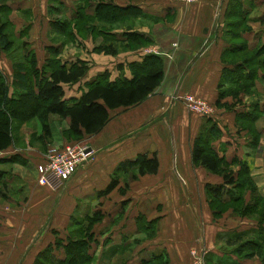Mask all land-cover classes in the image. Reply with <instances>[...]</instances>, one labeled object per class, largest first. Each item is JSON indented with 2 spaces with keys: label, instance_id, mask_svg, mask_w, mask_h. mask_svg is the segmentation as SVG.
Wrapping results in <instances>:
<instances>
[{
  "label": "crops",
  "instance_id": "0c3cea01",
  "mask_svg": "<svg viewBox=\"0 0 264 264\" xmlns=\"http://www.w3.org/2000/svg\"><path fill=\"white\" fill-rule=\"evenodd\" d=\"M101 1L138 9L141 15L128 32L144 34L152 44L142 51L114 56L103 52L77 56L72 50L84 48L90 41L92 44L93 36L89 33L82 39L76 35L75 42L63 45V49L69 48V55L62 56L61 60L69 64L82 60L89 69L81 81L65 85V98H79L86 84L104 71L110 73L111 80L120 76L130 78L128 63L140 61L151 53L163 58V79L146 100L112 110L101 130L80 140L89 145L90 153L67 181L50 175L46 184L39 185L36 166L43 161L44 155H39L38 142H29L33 130L27 128L28 131H24L26 124H23L19 136L14 133L16 143L0 151V198L8 202L7 205L0 203V264H35L37 255L49 245L53 246L57 237L63 243L67 242L73 217L84 218L93 212H101L103 219L92 228L95 239L91 243L92 264H141L153 256L161 257L156 264H193V250L202 253L204 259L210 254L214 262L264 264L261 258L243 257L233 251V245H226L227 238L255 230L256 221L228 211L215 217L208 204L206 185H220L222 177L195 166L191 157L193 140L205 118L211 117L223 131L213 143L215 150L228 160L237 156L246 161L264 196V156L249 151L232 154L241 146L250 148L244 131H238L234 122L236 111L245 109L241 103L245 102V95L240 97V102L231 96L222 100L232 104L231 110L215 106L223 69L221 54L228 45L222 34L230 0H195L191 3L90 0L85 12L92 15ZM242 1L253 3L252 8L247 5L252 30L244 37L251 46L258 47L264 42V0ZM4 2L12 10L11 21L19 48V54L13 56L22 58L25 53L33 52L38 67H41L49 56L47 49L58 47L63 41L53 31L52 23L61 20L60 16L71 18L77 0ZM112 32L122 40L126 29L114 28ZM22 43L26 44L24 48L20 46ZM94 47L93 44L92 50ZM13 56L0 50V72L10 93L14 81ZM261 80L256 82V91L261 93L258 99L264 110ZM184 94L205 100L215 112L206 117L190 112L177 98ZM65 122L68 127V120ZM258 130L262 139L263 132ZM153 153L159 163L156 173L138 176L135 180L120 177L112 191L102 194L121 163L139 154ZM23 171H27L31 191L36 196L26 202L28 208L21 211L22 214H9L3 207H20L24 203L6 193L5 186L15 180L2 178V175L10 174L13 179L23 182ZM121 189L125 191L121 193ZM55 254L64 257L61 248L55 250Z\"/></svg>",
  "mask_w": 264,
  "mask_h": 264
},
{
  "label": "trees",
  "instance_id": "16d2710c",
  "mask_svg": "<svg viewBox=\"0 0 264 264\" xmlns=\"http://www.w3.org/2000/svg\"><path fill=\"white\" fill-rule=\"evenodd\" d=\"M79 1L82 5L76 7L71 18L58 19L52 23L53 31L65 40L63 38L58 47H49V56L38 67L33 52L25 53L22 58L13 56L19 48L16 47L11 21L12 10L4 0H0V50L15 58L11 93L3 73L0 72V151L15 144V122L24 123L34 117L38 118L45 130L41 142L43 145L50 134L45 120L49 115H55L68 120L65 131L68 139L79 140L101 130L109 120L112 110L143 102L160 85L164 76L163 58L159 54L151 53L144 55L140 61L128 63L130 78L120 76L111 80L110 73L104 71L86 84V89L79 98H65V85L77 83L89 69L88 64L82 60L69 64L60 58L63 45L66 42H75L76 35L82 36L84 32L94 34L97 30L104 33L102 44L95 50L112 56L121 49H137L152 43L144 34L128 32L132 28L131 24L125 28L123 39L118 41L119 46L115 40H106V37H116L112 32L114 23L120 19H123V23L132 21L141 15L138 9L132 6L123 8L101 1L91 15L85 12L90 0ZM247 5L253 7L251 1L246 3L242 0H230L225 11L222 35L228 45L221 54L223 69L215 106L226 110H231L232 104L223 103L225 97L231 96L240 102L242 95L256 91L257 80H264V42L259 47H254L244 37L252 30ZM25 45L20 44L22 48ZM244 108L236 111L235 126L238 131L247 132L250 138L247 145L256 150L261 139L256 122L262 117L264 110L260 102H253L249 108L244 105ZM222 134L217 122L206 117L193 140L192 163L222 177L223 183L220 185H206L208 204L215 217L231 209L238 216L256 221L255 230L239 233L233 239L227 238L226 245H233V251L243 257H259L264 263V196L259 193L246 161L237 156L228 160L215 150L213 143ZM158 167L155 153L139 154L118 166L102 194L112 191L119 184L120 177L126 180L128 176L135 180L138 176L156 173ZM124 191L125 189L120 190L121 193ZM102 219L101 212H93L84 218L73 217L67 242L63 243L57 237L53 246L49 245L37 255L35 264H92L91 243L95 240L92 228ZM59 248L64 252L63 258L55 254V250ZM158 259L161 260V257L153 256L141 264H156ZM205 261L208 264H228L225 260L214 262L210 254Z\"/></svg>",
  "mask_w": 264,
  "mask_h": 264
},
{
  "label": "rangeland",
  "instance_id": "374dc122",
  "mask_svg": "<svg viewBox=\"0 0 264 264\" xmlns=\"http://www.w3.org/2000/svg\"><path fill=\"white\" fill-rule=\"evenodd\" d=\"M77 3L78 4H76V7H78V6H81L82 4H80V1L79 0H77ZM140 16H138V17H136L135 19H133L132 21H127L126 23H123V19H120L118 22H116V23H114L112 26H113V29L114 28H118V29H122V30H125V28H127V25L128 24H131V27H133L134 25H135V22L137 21V19L139 18ZM61 20H66V18L65 17H63V16H60L59 17ZM250 26H251V24H250ZM106 27H109V25H107ZM99 29V28H98ZM104 33H100V32H98V30L97 31H95V33L94 34H92V36H93V43L91 44L90 42L88 43V46L87 45H85V47L84 48H79V49H77V50H75V51H73L72 50V52L75 54V55H77V56H79V55H82V56H87V55H91V56H93L94 55V53H101V52H97L96 50H95V48L97 47V46H99V45H101L102 44V42H103V35ZM79 36V35H78ZM87 36H89L88 35V33H86V32H84L83 33V35L82 36H79V37H81L82 39H86L87 38ZM60 38H64V37H60ZM110 39H112V40H115V41H120V40H118L116 37H114V38H112V37H106V40H110ZM64 40H65V38H64ZM66 43H69V42H66ZM71 43V42H70ZM85 43V42H84ZM118 43V42H117ZM94 44V48H93V50H92V45ZM152 44V43H151ZM150 44V45H151ZM117 46H119V43L118 44H116ZM150 45H144V46H141V47H138L137 49H135V48H131V50L129 49V50H126V51H123L122 49L121 50H119V52L118 53H125V52H132V51H142V50H145L148 46H150ZM18 46V45H17ZM69 47H70V45H69ZM259 47V46H258ZM62 49H63V47H62ZM68 51V52H67ZM13 53V52H12ZM104 53V52H103ZM14 55H18L19 54V52H17V51H15L14 53H13ZM66 55H69V48L68 47H66V48H64L62 51H61V55H60V58L62 57V56H66ZM261 80V79H260ZM81 81V80H80ZM261 82H263V84H264V80H261ZM81 84L82 83H80V86H81ZM68 86V85H67ZM69 86H71V85H69ZM68 91H69V89H68ZM260 95H261V93L259 94V91H258V93H257V91H255L254 93H252V94H246L245 96H244V98H245V102H241V103H243L246 107H250L251 106V104H253V102H259V99H258V97H260ZM67 99V98H66ZM67 100H70V99H67ZM213 113L215 112V109H214V107H213ZM40 115V113H38V116ZM45 122L47 123V126H48V129H49V132H50V134H49V137L47 138V139H45L44 140V144L42 145L41 144V142H43L42 141V138H43V135H44V133H45V130L43 129V126H42V123H41V121L38 119V118H36V117H34V118H32V119H30V120H28L27 122H24V123H19V122H15V123H17L18 125H14L16 128V131H15V135H17V136H19V134H20V132L22 131V125L23 124H26V129L24 130V131H28V129H30V130H33V134L31 135V137H30V140H29V142L32 144V143H34V141H36V142H38V145H39V147H40V153H39V155H41V154H45V152H46V149L48 148V146H51V145H55V146H62L63 144H65V143H71V142H78V141H80V140H83L84 139V137H82L81 139H79V140H75V139H68V136H67V133H65V131L67 130V123L65 122V119H61L60 117H58V116H55V115H49L48 117H47V119L45 120ZM257 126H258V128H260L261 130H262V132H263V134H262V139H261V144L259 143V146L257 147V149L256 150H253V149H251V148H248V147H244V148H242V146H241V149H237L236 148V150H235V152H233L232 154H234V153H236L237 151H238V153L240 154V153H242V152H244V154L247 152V151H249L250 153H253V154H259V156L260 157H263L264 156V118H262V119H259V122H258V124H257ZM28 128V129H27ZM26 131V132H27ZM244 133V135H245V137H247V139L249 140L250 138H249V135L247 134V132L246 131H244L243 132ZM241 136V135H240ZM240 136H238L240 139H242V137H240ZM82 142V141H81ZM15 143H16V139H15ZM83 143H85V142H83ZM25 144V143H24ZM18 145H22V144H18ZM239 146V145H238ZM33 155H34V153H33ZM22 170V169H21ZM21 175H22V177L23 178H25V181L23 180V182H21V180H20V182L19 181H17L16 180V178L15 179H13L12 177H11V175L10 174H6V176L5 175H2V178L4 177V178H7V179H9L10 181H14V182H10L11 184H8L7 185V187L5 186V188H6V193H8V195H12L14 198H16V199H22V202L24 203L22 206H20V207H17V206H9L8 205V207H3V208H5L8 212H9V214H17V212H20V214H22L24 211V209H26V208H28V205H27V201H29V200H31L33 197H35L36 196V194L34 193V191H31V188H30V181H28L29 179H27L29 176H28V173H27V171H23V173H21ZM28 176V177H27ZM127 178H128V176H126ZM37 179H38V174H37V177H36ZM1 179V178H0ZM38 183V182H37ZM2 186H1V183H0V188H1ZM15 188H18V189H15ZM10 193V194H9ZM259 193L261 194V192L259 191ZM0 195H1V193H0ZM1 197V196H0ZM246 198H248L247 196H246ZM0 203H4L5 205H7L8 204V202L5 200V198H3L2 197V199L0 198ZM21 211H23L22 213H21ZM227 211L229 212V213H232V214H234L233 213V211L231 210V209H227ZM227 211H225V212H227ZM13 212V213H12ZM225 212H223L222 213V215L225 213ZM235 215V214H234ZM1 226V225H0Z\"/></svg>",
  "mask_w": 264,
  "mask_h": 264
},
{
  "label": "built area",
  "instance_id": "2783aa9c",
  "mask_svg": "<svg viewBox=\"0 0 264 264\" xmlns=\"http://www.w3.org/2000/svg\"><path fill=\"white\" fill-rule=\"evenodd\" d=\"M177 1L191 3L195 0ZM177 98L183 102L190 112L203 117L213 114V106L201 98H197L192 94H184ZM89 153V145L81 141L65 143L62 146H48L43 161L36 166L38 184H46L50 175L62 181L69 180L77 172L79 166L87 160ZM191 253L193 264H208L202 253L195 250Z\"/></svg>",
  "mask_w": 264,
  "mask_h": 264
}]
</instances>
